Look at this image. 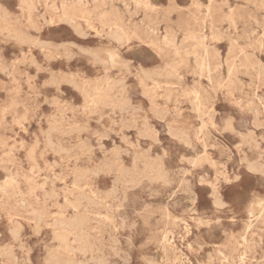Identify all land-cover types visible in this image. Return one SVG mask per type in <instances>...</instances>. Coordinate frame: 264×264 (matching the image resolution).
Returning <instances> with one entry per match:
<instances>
[{"label": "rangeland", "instance_id": "rangeland-1", "mask_svg": "<svg viewBox=\"0 0 264 264\" xmlns=\"http://www.w3.org/2000/svg\"><path fill=\"white\" fill-rule=\"evenodd\" d=\"M52 262L264 264V0H0V264Z\"/></svg>", "mask_w": 264, "mask_h": 264}, {"label": "bare ground", "instance_id": "bare-ground-1", "mask_svg": "<svg viewBox=\"0 0 264 264\" xmlns=\"http://www.w3.org/2000/svg\"><path fill=\"white\" fill-rule=\"evenodd\" d=\"M69 2V1H68ZM76 2V1H75ZM80 2V1H79ZM82 3V2H81ZM218 4V3H217ZM74 5H75V3H74ZM209 5V4H208ZM212 5V4H211ZM23 6H24V4H23ZM65 6V5H64ZM81 6V5H80ZM211 7V6H210ZM3 9V8H2ZM70 9V8H69ZM5 10V9H4ZM81 11V10H80ZM4 12V11H3ZM29 12V11H28ZM104 13V12H103ZM198 13V12H197ZM208 13V12H207ZM16 18V17H15ZM111 20H113V19H111ZM227 20V19H226ZM231 21H233V20H231ZM26 22V21H25ZM28 22V21H27ZM113 22V21H112ZM20 23V22H19ZM69 23H67V25H68ZM116 24H118V23H116ZM211 24V23H210ZM218 24V23H217ZM21 26V25H20ZM216 26H218V25H216ZM30 27V26H29ZM75 28V27H74ZM117 30H119L120 29V27H117L116 28ZM4 31V30H3ZM120 31V30H119ZM205 31V30H204ZM2 33V32H1ZM115 34H119V33H115ZM122 34V33H121ZM83 35V34H82ZM111 37H112V35H111ZM114 37V36H113ZM29 41V40H28ZM200 41H202L201 39H200ZM234 41V40H233ZM22 42V41H21ZM38 43V42H37ZM124 43V42H123ZM158 43H159V41H158ZM26 44V43H25ZM30 44V43H29ZM63 43H61V45H62ZM66 44V43H65ZM70 44V43H69ZM58 45V44H57ZM73 45V44H72ZM75 46V45H74ZM38 48H39V46H38ZM64 48V47H63ZM77 48V47H76ZM85 49V48H84ZM88 49V48H87ZM90 49V48H89ZM80 50V49H79ZM91 50V49H90ZM220 50V49H219ZM81 51V50H80ZM86 51V50H85ZM83 52V51H82ZM174 52V51H173ZM24 53V52H23ZM22 54V53H21ZM201 54V53H200ZM27 55V54H26ZM73 55V54H72ZM87 55V54H86ZM95 55V54H94ZM241 55V54H240ZM218 56V55H217ZM119 58V57H118ZM219 58V57H218ZM98 59V58H97ZM99 60V59H98ZM124 60V59H123ZM36 61V60H35ZM230 61H231V59H230ZM102 63V62H101ZM240 63V62H239ZM171 65V64H170ZM111 68V67H110ZM148 70V69H147ZM207 70H208V68H207ZM231 70V69H230ZM151 73V72H150ZM153 73V72H152ZM229 73V72H228ZM231 73V72H230ZM229 73V74H230ZM105 74V73H104ZM83 75V74H82ZM156 75V74H155ZM105 76V75H104ZM161 76V75H160ZM230 76V75H229ZM108 78V77H107ZM63 79V78H62ZM65 79V78H64ZM90 79V78H89ZM220 79V78H219ZM67 81V80H66ZM66 81H65V83H66ZM73 81V80H72ZM99 81H100V79H99ZM115 81V80H114ZM223 81V80H222ZM68 82V81H67ZM62 83V82H61ZM61 83H59V85L61 84ZM71 83H73V82H71ZM139 83V82H138ZM78 84V83H77ZM103 84V83H102ZM62 85V84H61ZM71 85V84H70ZM74 85H75V82H74ZM79 85V84H78ZM78 85H77V87H78ZM104 85V84H103ZM109 85V84H108ZM125 85V84H124ZM140 85H141V83H140ZM6 86V85H5ZM120 86H122V85H120ZM77 87H76V90H77ZM108 87H110V86H108ZM203 87V86H202ZM212 87V86H211ZM210 87V88H211ZM118 89V88H117ZM116 89V90H117ZM201 89V88H200ZM92 90V89H91ZM97 90V89H96ZM108 90V89H107ZM106 90V91H107ZM105 91V90H104ZM110 91V88H109V90H108V92ZM119 91V90H118ZM117 91V92H118ZM127 91V90H126ZM61 92V91H60ZM83 92H85V91H83ZM97 92V91H96ZM103 92V91H102ZM110 92H112V91H110ZM109 92V93H110ZM122 93V92H121ZM120 93V94H121ZM82 94V93H81ZM111 94V93H110ZM126 94H128V93H126ZM64 95V94H63ZM112 95H113V93H112ZM93 96H94V94H93ZM189 96V95H188ZM107 96H106V93H105V98H106ZM110 97V96H109ZM108 97V99H110ZM112 97H114V96H112ZM94 98H95V96H94ZM116 98V97H115ZM189 98V97H188ZM116 99H118V98H116ZM190 99V98H189ZM209 99V98H208ZM131 100V99H130ZM198 100V99H197ZM205 100V99H204ZM113 101V100H112ZM111 101V102H112ZM116 101V100H115ZM119 101V100H118ZM120 101H121V99H120ZM129 101V100H128ZM66 102V101H65ZM97 102H98V100H97ZM107 102H108V100H107ZM106 102V103H107ZM117 102V101H116ZM194 102V101H193ZM209 102V101H208ZM105 103V102H104ZM123 103V105H124V101L122 102ZM52 104V103H51ZM94 104H96V103H94ZM109 103H107V105H108ZM113 104V103H112ZM132 104V103H131ZM202 104V103H201ZM57 105V104H56ZM93 105V104H92ZM100 105V104H99ZM106 105V106H107ZM130 105V104H129ZM73 106H75V105H73ZM97 106H98V103H97ZM110 106V105H109ZM112 106V105H111ZM186 106V105H185ZM207 106V105H206ZM92 107V106H91ZM95 107V106H94ZM120 107V106H119ZM93 108V107H92ZM118 108V107H117ZM103 109V108H102ZM108 109V108H107ZM92 110V109H91ZM96 110V109H95ZM104 110V109H103ZM118 110V109H117ZM106 111V110H105ZM89 112V111H88ZM93 113H94V109H93V111H92ZM98 112H99V110H98ZM214 112H215V110H214ZM96 113V112H95ZM110 113V112H109ZM57 114V113H56ZM94 115V114H93ZM103 115V114H102ZM89 116V115H88ZM116 116V115H115ZM100 117V116H99ZM56 118V117H55ZM108 118H110V117H108ZM112 118V117H111ZM62 119V118H61ZM103 119V118H102ZM212 119V118H211ZM233 119V118H232ZM146 120H148V119H146ZM213 120V119H212ZM161 121V120H160ZM99 123V122H98ZM214 123V122H213ZM51 124V123H50ZM88 124V123H87ZM86 124V125H87ZM52 125V124H51ZM149 125V124H148ZM51 127V126H50ZM149 127V126H148ZM219 127V126H218ZM53 128V127H52ZM90 128V127H89ZM111 129V128H110ZM80 130V129H79ZM154 130V129H153ZM58 131V130H57ZM56 131V132H57ZM53 132V131H52ZM83 132V131H82ZM143 132V131H142ZM141 132V133H142ZM94 134V133H93ZM99 134V133H98ZM109 134V133H108ZM108 134H106V136L108 135ZM50 135H51V132H50ZM126 135V134H125ZM123 136V135H122ZM169 136H171V135H169ZM174 136V135H173ZM50 137V136H49ZM158 137V136H157ZM123 138V137H122ZM102 139H103V137H102ZM126 139V138H125ZM53 140V139H52ZM55 140V139H54ZM158 141V140H157ZM55 142V141H54ZM137 142V141H136ZM115 143V142H114ZM126 143V142H125ZM138 143V142H137ZM53 144V143H52ZM160 144V143H159ZM245 144V143H244ZM102 145V144H101ZM130 145H133V144H130ZM34 146H36V145H34ZM140 146V145H139ZM38 147V146H37ZM119 147V146H118ZM60 148V147H59ZM94 148V147H93ZM222 148V147H221ZM120 149V148H119ZM118 149V150H119ZM122 149V148H121ZM142 149V148H141ZM66 150V149H65ZM152 150V149H151ZM123 151V150H122ZM121 151V152H122ZM65 152V151H64ZM106 152V151H105ZM166 152V151H165ZM94 154V153H93ZM125 154V153H124ZM116 155V154H115ZM119 155V154H118ZM7 156V155H6ZM138 156V155H137ZM157 156V155H156ZM129 158V157H128ZM151 158V157H150ZM184 158V157H183ZM122 160V159H121ZM254 161V160H253ZM261 161H262V159H261ZM126 162V161H125ZM255 162V161H254ZM53 165V164H52ZM109 165V164H108ZM113 165V164H112ZM138 165H140V164H138ZM223 166V165H222ZM139 168V167H138ZM23 169V168H22ZM112 169V168H111ZM256 169V168H255ZM260 169V168H259ZM98 171H100V170H98ZM170 171V170H169ZM174 171V170H173ZM181 171V170H180ZM129 172V171H128ZM32 174V173H31ZM126 174V173H125ZM125 174H124V177H126L125 176ZM130 174V173H129ZM173 174V173H172ZM106 175V174H105ZM108 175V174H107ZM174 175V174H173ZM194 175V174H193ZM30 176V175H29ZM32 176V175H31ZM34 176V175H33ZM168 176H169V174H168ZM120 177V176H119ZM198 177V176H197ZM122 178V177H121ZM173 178H175V177H173ZM126 179V178H125ZM148 179V178H147ZM172 179V178H171ZM149 180V179H148ZM115 181V180H114ZM117 182H115L116 184L117 183H119L118 182V180H116ZM125 180H123V182H124ZM128 182V181H127ZM126 182V183H127ZM131 182V181H130ZM129 182V183H130ZM113 183V182H112ZM114 184V183H113ZM123 184V183H122ZM176 184V183H175ZM139 185H140V183H139ZM137 187V186H136ZM114 188H116V187H114ZM126 189H127V187H126ZM130 190H132V188H129ZM134 189V188H133ZM98 190V189H97ZM109 190V189H108ZM113 190V189H112ZM177 190V189H176ZM109 191H111V190H109ZM108 191V192H109ZM114 191V190H113ZM212 191V190H211ZM104 192V191H103ZM124 192V191H123ZM113 193V192H112ZM114 193H115V191H114ZM117 193V192H116ZM125 193V192H124ZM127 193V192H126ZM216 193V192H215ZM108 194V193H107ZM125 195V194H124ZM215 195V194H214ZM213 195V196H214ZM175 196V195H174ZM216 196V195H215ZM189 197V196H188ZM106 198V197H105ZM173 198V197H172ZM175 198V197H174ZM173 198V199H174ZM65 199H66V196H65ZM184 199V198H183ZM195 199V198H194ZM193 199V200H194ZM192 200V199H191ZM190 200V201H191ZM107 201V200H106ZM168 201V200H167ZM217 201H219V200H217ZM189 203V202H188ZM75 204V203H74ZM166 204H168V203H166ZM177 204V203H176ZM165 206V205H164ZM169 206V205H168ZM176 206V205H175ZM194 206V205H193ZM190 207V206H189ZM122 208H123V206H122ZM169 208V207H168ZM105 209V208H104ZM103 209V210H104ZM188 209V208H187ZM4 210V209H3ZM102 210V209H101ZM97 211V210H96ZM106 211V210H105ZM117 211V210H116ZM195 212V211H194ZM111 213V212H110ZM125 213V212H124ZM196 213V212H195ZM119 214V213H118ZM126 214V213H125ZM257 217V216H256ZM212 224V223H211ZM108 227V226H107ZM122 228H124V227H122ZM122 230V229H121ZM108 234V233H107ZM56 238V237H55ZM102 238V237H101ZM111 238V237H110ZM97 241H100V240H97ZM103 242V241H102ZM104 243V242H103ZM114 245V244H113ZM85 247V246H84ZM25 248V247H24ZM70 248V247H69ZM109 248V247H108ZM76 249V248H75ZM59 250V249H58ZM70 251H72V249L70 250ZM74 251V250H73ZM77 251V250H76ZM79 251V250H78ZM77 251V252H78ZM45 252V251H44ZM48 252V251H47ZM51 252V251H50ZM59 253H61V252H59ZM72 253V252H71ZM75 255V254H74ZM47 256V255H46ZM54 260V259H53ZM30 261V260H29ZM55 262V261H54ZM53 263V262H52ZM56 263V262H55ZM55 263H53V264H55ZM124 263H125V261H124ZM32 264V263H31Z\"/></svg>", "mask_w": 264, "mask_h": 264}]
</instances>
